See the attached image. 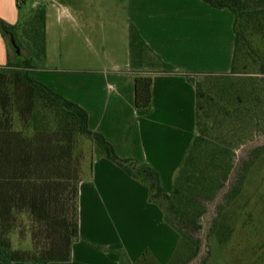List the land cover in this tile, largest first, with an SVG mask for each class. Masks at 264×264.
Returning a JSON list of instances; mask_svg holds the SVG:
<instances>
[{"label": "crops", "instance_id": "1", "mask_svg": "<svg viewBox=\"0 0 264 264\" xmlns=\"http://www.w3.org/2000/svg\"><path fill=\"white\" fill-rule=\"evenodd\" d=\"M37 7L46 12L44 60L50 44L59 59L70 57L74 48L61 45L80 37L97 66L87 70L84 94L65 78L37 81L83 108L91 131L119 157L150 165L170 194L196 135V77L231 70L233 14L200 0H0V19L19 25ZM243 9L264 10V0H243ZM6 62L0 33V66ZM144 72L154 73L147 111L134 104L133 74ZM179 242L148 188L95 158L78 186L71 259L48 264H121L118 251L127 264H169Z\"/></svg>", "mask_w": 264, "mask_h": 264}, {"label": "trees", "instance_id": "2", "mask_svg": "<svg viewBox=\"0 0 264 264\" xmlns=\"http://www.w3.org/2000/svg\"><path fill=\"white\" fill-rule=\"evenodd\" d=\"M200 1L233 14L235 49L229 73L196 77V135L170 194L165 193L150 165L119 157L100 133L91 131L83 108L31 78L34 63L44 61L46 54L45 8L37 7L15 26L0 19V33L7 46V62L0 66L1 263L48 264L71 259L72 245L78 239L81 181L75 152L79 139H85L92 143L96 159L111 161L145 185L149 202L163 211L165 221L177 231L180 242L169 264H206L209 253L203 255L200 223L207 210L205 203H213L223 194V198L232 195V190H226L234 150L252 141L240 132L264 121V10L245 11L243 0ZM20 5L19 1V9ZM20 37L32 52L29 57L21 52ZM240 58L249 65L239 69ZM248 66L254 72H242ZM153 75L133 74L137 109L151 108ZM211 128L222 131L217 142L209 141ZM232 134L237 137L229 138ZM205 147L216 151L203 159ZM263 147L261 142L243 152L250 154ZM23 214L37 230L32 248L20 251L12 249L9 235ZM118 254L121 264H127L125 253Z\"/></svg>", "mask_w": 264, "mask_h": 264}, {"label": "rangeland", "instance_id": "3", "mask_svg": "<svg viewBox=\"0 0 264 264\" xmlns=\"http://www.w3.org/2000/svg\"><path fill=\"white\" fill-rule=\"evenodd\" d=\"M25 13L22 11L21 20ZM20 39L23 43L21 52L23 56L29 57L32 52L27 47L26 40L21 37ZM61 46L63 49L72 46L73 54L68 58L59 59L52 52L50 44L49 58L34 63L35 69L30 73L33 75L31 78L36 81L42 78L49 80L65 78L73 83L76 90H83L81 94H84L87 70L96 66L94 61L90 64L87 61V42L79 37L73 44L63 43ZM245 63L249 65L245 58H240L239 69H243L242 65ZM245 70L242 72H254L252 66ZM263 123L261 120L257 126L240 132L252 141L234 150V163L228 176L226 190V192L232 190V195L223 198V194L213 203H205L207 210L200 218V223L201 237L204 240L203 255L209 253L206 264H264V147L251 151L250 154L243 152L249 146L264 142ZM219 132L222 131L211 128L208 135L210 143L221 139ZM235 136L237 137L236 134H232L229 138ZM214 151L216 150L212 147L202 148L203 159L209 158ZM75 156L77 157L74 163L82 180L88 177L91 163L95 159L92 143L79 139ZM36 230L37 226L31 218L27 214L21 215L9 235L12 249L20 251L31 249L34 245L32 235Z\"/></svg>", "mask_w": 264, "mask_h": 264}, {"label": "water", "instance_id": "4", "mask_svg": "<svg viewBox=\"0 0 264 264\" xmlns=\"http://www.w3.org/2000/svg\"><path fill=\"white\" fill-rule=\"evenodd\" d=\"M17 52H18V49H17Z\"/></svg>", "mask_w": 264, "mask_h": 264}]
</instances>
